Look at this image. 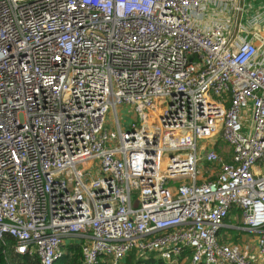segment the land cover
Instances as JSON below:
<instances>
[{"label":"built area","instance_id":"2783aa9c","mask_svg":"<svg viewBox=\"0 0 264 264\" xmlns=\"http://www.w3.org/2000/svg\"><path fill=\"white\" fill-rule=\"evenodd\" d=\"M233 4L0 0V250L264 264V24ZM232 210L255 252L220 241Z\"/></svg>","mask_w":264,"mask_h":264},{"label":"crops","instance_id":"0c3cea01","mask_svg":"<svg viewBox=\"0 0 264 264\" xmlns=\"http://www.w3.org/2000/svg\"><path fill=\"white\" fill-rule=\"evenodd\" d=\"M237 5H239L240 7V11L238 14L237 12L235 13L232 6L228 8H224V9L210 7L205 13H203V19L201 20L202 25L204 27H209L212 24V21L221 22V21L228 20V19L233 20L237 14V17H238L237 22H240L241 24H243L245 29L247 30H258L259 27L263 26L264 24V0H236V4H233V6H237ZM243 36H246V34H243ZM201 164H204V163H201ZM225 225H227V227L223 228L219 234L220 241L223 243L237 245L243 251H246L240 246L239 243H237L238 241L237 239L232 240L233 239L232 236L236 237L238 234L249 233V232L237 230V227L242 226L241 221L239 219V212L237 210H232L230 212L229 216L225 220ZM250 234L254 235V238H253L254 245L250 249V251H247L249 254L255 252L256 250V235L252 233ZM70 241H75L76 243H79L78 240H70ZM70 241H66L63 247L69 244ZM136 260H139V259H136ZM16 261L19 264L23 263L22 259L19 257L16 258ZM122 263H124V260L122 261ZM11 264H16V263L12 262Z\"/></svg>","mask_w":264,"mask_h":264},{"label":"trees","instance_id":"16d2710c","mask_svg":"<svg viewBox=\"0 0 264 264\" xmlns=\"http://www.w3.org/2000/svg\"><path fill=\"white\" fill-rule=\"evenodd\" d=\"M7 243L8 245L2 248V250H0V264H11L12 262L19 264L16 261L17 257L22 259L23 263L20 262L21 264H39V260L36 256L28 257L16 255L13 252L11 243ZM63 251L64 252L62 258L55 262V264H82L81 247L79 243H76L75 241H70L69 244L63 247ZM134 255V252L129 253V255L124 259L125 262L122 264H166L163 261L154 257H150L146 260H136ZM188 256L189 251H185L182 253L181 259L186 258Z\"/></svg>","mask_w":264,"mask_h":264},{"label":"rangeland","instance_id":"374dc122","mask_svg":"<svg viewBox=\"0 0 264 264\" xmlns=\"http://www.w3.org/2000/svg\"><path fill=\"white\" fill-rule=\"evenodd\" d=\"M118 113L120 115L124 116L123 118H127V119H125V123L129 119L136 120L135 114L132 111H128V109H122V108H120V109H118ZM112 119H113V117H112ZM204 144H206V143H204ZM215 144H216V147H214V148L217 150L218 153H220V154H224L226 152L229 153V151H230L229 147L226 144H224L221 140H219ZM199 172L202 175L201 177L204 176V179L203 180H209L208 178L205 179V177L209 174L208 173V166L207 165L200 164L199 165ZM232 237H233L232 240L237 239L238 240L237 243H239L240 246L243 249H245L246 251H250V249L254 245V242H253L254 241V239H253L254 238V235H251L250 233H242V234H238L236 237L235 236H232Z\"/></svg>","mask_w":264,"mask_h":264}]
</instances>
